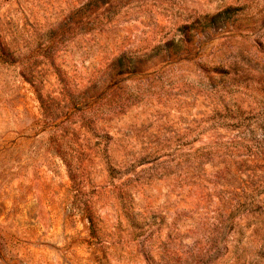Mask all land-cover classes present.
<instances>
[{"label":"rangeland","instance_id":"1","mask_svg":"<svg viewBox=\"0 0 264 264\" xmlns=\"http://www.w3.org/2000/svg\"><path fill=\"white\" fill-rule=\"evenodd\" d=\"M0 264H264V0H0Z\"/></svg>","mask_w":264,"mask_h":264}]
</instances>
